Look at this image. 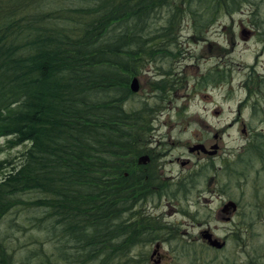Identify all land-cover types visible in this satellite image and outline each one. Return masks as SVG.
<instances>
[{
    "label": "trees",
    "instance_id": "trees-1",
    "mask_svg": "<svg viewBox=\"0 0 264 264\" xmlns=\"http://www.w3.org/2000/svg\"><path fill=\"white\" fill-rule=\"evenodd\" d=\"M247 2L0 0V155L26 147L16 162L0 158V222L41 208L74 249L62 262L142 264L131 249L167 231L138 210L155 192L133 169L161 108L136 101L129 82L153 65L159 98L173 86L165 66L182 57L184 20L198 38ZM4 244L0 264H13Z\"/></svg>",
    "mask_w": 264,
    "mask_h": 264
},
{
    "label": "rangeland",
    "instance_id": "rangeland-1",
    "mask_svg": "<svg viewBox=\"0 0 264 264\" xmlns=\"http://www.w3.org/2000/svg\"><path fill=\"white\" fill-rule=\"evenodd\" d=\"M250 14L253 15V20L249 24L254 23L257 26L256 28L264 29V0H249V2L242 4L237 12L232 13V15L230 14L231 18L228 15L219 16L218 21L211 27H208L204 36H199L198 38L192 32L191 22L184 20L185 22L182 23L180 28V31H182H179L180 34L178 39H176L177 43L181 45L182 57L176 58L175 61L165 66L166 69L169 68L168 70H170L171 75L175 76V78L171 79L173 86H170L163 95L160 92L161 96L159 98L157 96L155 97L156 94L151 92L155 90L149 86V81L157 82L160 79V77L157 78L159 76L157 75L158 71L152 68L153 65H148V68L136 77L140 90L133 98L138 102L148 99L156 107L161 108L160 112L156 114L150 124L151 130L147 135L150 142L153 140L154 142L163 141L169 143L166 147L171 148L172 154L175 156L183 152L179 148L183 143H191L196 139L204 137L209 138L210 142L214 141L212 135L220 129H224L220 142V145L223 146L222 153L228 154L229 152H233L236 150V146H239L245 139L239 133V128H241L240 124L235 125L233 128H229L228 125L234 119L230 111L236 107L237 100L244 96L242 92L232 91L230 87L239 85L243 78L252 71L262 73L260 68L264 69V47L262 49L256 39L250 43H243L241 41L234 48L232 45L231 47L228 46L225 50L226 55L223 56V60L221 61L223 62V66L226 65L227 69L225 71L228 70L232 78L230 77V80L225 81L221 89L210 82L205 84L209 80L208 78L204 80L202 78L198 80V78H200L201 74H206L217 64L219 52L215 51V46L220 42L222 43V41L219 39L220 33L216 30L229 32L231 28L230 24L234 23L235 25H239L240 21L247 27L248 25L246 23L250 18H247L246 15ZM231 29L232 32L236 33V38L240 29L234 27ZM229 43L226 44L224 42L222 46L226 47ZM261 50H263V53H261ZM225 57L227 58L226 60H224ZM215 111H220V113L215 115ZM256 117H251L247 113L240 120L244 124L251 123L255 127L254 129L258 130V127L260 128L261 125L258 122L259 119ZM3 141L4 139H0V146L3 144ZM25 149V146L15 147L12 150L5 149L0 155V158L5 159L7 157V159H13L16 162L19 153ZM229 154L227 155L228 158H232ZM164 165L165 170L169 169L170 166L167 165V162ZM173 168L176 169V172H180L181 170L179 167L173 166ZM262 179L263 177L261 176ZM251 191L252 189L249 187L244 191L242 197H239V192L236 196L238 200H241L243 205L249 206L250 204L254 207L256 197L252 195L253 192ZM38 196L40 195L31 194L23 198L26 201H33ZM152 202H149L147 205V211L154 215L156 214V216L158 215L157 218L161 222H185L184 217L177 216V214L175 216L166 208V202L163 198L157 200L154 196ZM21 208L18 207L12 213H8L0 222V236L5 241L3 246L12 254L13 264H27V262L29 264H53L57 260L59 261L55 264H67L64 261L62 262V259L66 256H72L75 252L71 248V244L68 246L62 244L66 239L60 237L61 226L52 220H45L47 211L44 209ZM197 210H199L200 214L196 216V219L207 225L208 223L205 217L209 211L205 208L203 210L198 207ZM190 212L192 213V210ZM203 212L206 213V216L204 219H201ZM248 214V209H242L239 212L236 229L233 228L236 234L230 237V244L222 252V254L231 253L232 251V253L236 252L235 260L237 264H245L247 258L264 261V213H260L261 218L259 219L255 218V213L249 214L251 216L250 218L254 219L251 228L247 224L246 227L241 225V221H245V217ZM209 220L208 228L215 236L221 237L226 233V230L223 228L219 229L220 223L216 222L212 216H210ZM204 226L202 225V227ZM182 229L184 228L180 230ZM187 231L196 235L198 228L187 229ZM235 237L237 241L233 240ZM178 247L181 246L178 245ZM178 247H176L177 250L179 249ZM153 248L154 245L147 243L136 246L135 249H131L130 255H137L138 257L142 255L145 258V263L142 262V264H150L147 259ZM160 252L165 254L169 253L170 256L172 255L166 244L160 248ZM199 252L202 255V261L209 260L215 254L220 255L219 252L213 250H199ZM171 264L189 263L186 258H180L178 262H171Z\"/></svg>",
    "mask_w": 264,
    "mask_h": 264
},
{
    "label": "flooded vegetation",
    "instance_id": "flooded-vegetation-1",
    "mask_svg": "<svg viewBox=\"0 0 264 264\" xmlns=\"http://www.w3.org/2000/svg\"><path fill=\"white\" fill-rule=\"evenodd\" d=\"M228 17L231 18L230 15ZM246 17L250 18V20H247V27L242 24V21H240L239 25L230 24L231 28L240 29L236 38V33L232 32L231 28L229 32L216 30L220 33L219 39H221L222 43H230L226 47L222 46L221 42L215 46V51L219 52L217 64L206 74H201L198 80L206 77L209 79L208 82L215 84L221 89L225 81L230 80L231 77L230 72L228 70L225 71L227 69L226 65L223 66L221 61L223 56L226 55L225 50L228 46L231 47L232 45L234 48L241 41L250 43L256 39L259 43L258 45L263 49L264 29L256 28L257 26L254 23L249 24L253 20V15H246ZM261 53H263V50H261ZM226 59L225 57L224 60ZM260 69L262 70L261 74L252 71L243 78L239 85L230 87L232 91L244 94L243 97L237 100L234 110L230 111L234 119L228 124L229 128L240 124L239 133L245 137L239 146H236V150L229 152L230 154L228 153L232 158H228V154L222 153L223 146L220 145V142L224 129H220L212 135L214 141L210 142L209 138L204 137L191 143H183L179 147L183 152L175 156L172 154V149L166 147L169 143L163 141L154 142L152 140L149 142L150 144H146L144 153H142L147 158L146 163H138V159L142 155L136 159L137 165L133 169L137 176L143 174L142 171L147 173L144 178L150 177L153 186L149 187V189L155 192V198L157 200L163 198L166 202V208L173 215L176 216L177 214V216L185 218V222L181 223L162 222L167 228V231H164L166 234L164 238L156 235L153 236L152 240H147L146 242L145 240H138V246L146 243L154 245L147 259L150 264H171V262H178L180 258H186L189 264H237L235 260L236 252L232 253V251L226 254H222V252L230 244V237L236 234L234 229H236L239 212L242 209H248V213H255V218L257 219L261 218L260 213H264V69ZM219 113L220 111L214 112L215 115ZM247 113L251 117L257 116L256 118L259 119L258 122L261 127H258V130L254 129L255 127L251 123L244 124L240 120ZM194 146L203 148L195 149ZM165 162L170 166L169 169L165 170ZM173 166L179 167L181 169L180 172H176ZM126 176L127 174L125 173L123 177ZM261 176L263 177L262 180ZM155 180H158L159 183ZM246 184L248 185L246 186ZM165 187L169 189H165ZM249 187L252 189V195L256 197L254 207L250 204L249 206L243 205L236 196L239 192V197H242L244 191ZM159 194L161 195L157 197ZM153 197L147 203L144 202L143 205L138 207V210L160 221L157 218L158 215L156 216V214L154 215L147 211V205L149 202L153 203ZM197 207L203 210L205 208L209 211L207 216L203 212L201 219L206 216L205 220L209 224L210 216H212L216 222L220 223L219 229L223 228L226 233L221 237L215 236L209 230L208 224L205 225L199 222L196 219V216L200 214ZM190 210H192V213ZM249 214L245 217V221H241V225L246 227L247 224L251 228L254 219L250 218ZM202 225L205 226L202 227ZM181 228L184 229L180 230ZM193 228H198L196 235L187 231V229L191 230ZM147 230L149 231V229ZM207 232L210 233L209 240L203 238V235L208 234ZM233 240L237 241V238L235 237ZM209 241H215L217 243L216 247L210 246ZM164 244L168 245L171 256L169 253L160 252V248ZM178 245L181 247H178ZM176 247L179 249L177 250ZM199 250H213L219 252L220 255L215 254L209 260L202 261V255ZM136 257L137 259L143 258L142 255L140 257L136 255ZM144 259L143 262L145 263ZM263 262L247 258L245 264H264Z\"/></svg>",
    "mask_w": 264,
    "mask_h": 264
},
{
    "label": "water",
    "instance_id": "water-1",
    "mask_svg": "<svg viewBox=\"0 0 264 264\" xmlns=\"http://www.w3.org/2000/svg\"><path fill=\"white\" fill-rule=\"evenodd\" d=\"M138 79L137 78H134L132 81H130L129 83V87H130V90L132 91V93H136V92H139V87H138ZM195 149H202L203 147L201 146H194ZM193 148V149H194ZM192 149V150H193ZM139 164H145L146 161H147V158L145 156L142 155V157H140L139 159ZM208 233V232H207ZM203 238L206 239V240H209L210 238V233L206 234V235H203ZM210 242V241H209ZM217 243L215 241L213 242H210V246H215L216 247Z\"/></svg>",
    "mask_w": 264,
    "mask_h": 264
},
{
    "label": "bare ground",
    "instance_id": "bare-ground-1",
    "mask_svg": "<svg viewBox=\"0 0 264 264\" xmlns=\"http://www.w3.org/2000/svg\"><path fill=\"white\" fill-rule=\"evenodd\" d=\"M262 16V15H261ZM191 18H192V16H190ZM189 18V17H188ZM262 18V17H261ZM190 20V19H189ZM263 20V19H262ZM185 22V21H184ZM186 22H188V21H186ZM189 24V23H188ZM182 31V30H181ZM180 31V32H181ZM150 144V143H149ZM152 146V145H151ZM115 162V161H114ZM117 164V163H116ZM130 166V165H129ZM129 166H128V168H129ZM133 166H135V164L133 165ZM106 168V167H105ZM121 169H122V167H120ZM125 168V167H124ZM130 168H131V166H130ZM112 169V168H111ZM117 170V169H116ZM115 170V171H116ZM119 171H120V169H118ZM131 170V169H130ZM124 171V170H123ZM113 173V172H112ZM113 174H111V176H112ZM116 176V175H115ZM121 175H119V177H120ZM117 177V176H116ZM184 182V181H183ZM181 183H182V181H181ZM183 184V183H182ZM135 186V185H134ZM140 186V185H139ZM129 187V186H128ZM132 187H133V185H132ZM129 188H127V190H128ZM148 192H150V191H148ZM132 193V192H131ZM154 193V192H153ZM155 196V195H154ZM135 197V196H134ZM152 197V196H151ZM157 197H159L158 195H157ZM154 198V197H153ZM135 200V199H134ZM144 200V199H143ZM136 201V200H135ZM142 201V200H141ZM144 202V201H143ZM26 208V207H25ZM22 209V208H21ZM15 211V210H14ZM127 264V263H126ZM131 264V263H130Z\"/></svg>",
    "mask_w": 264,
    "mask_h": 264
}]
</instances>
